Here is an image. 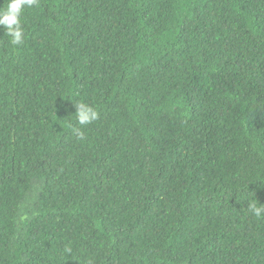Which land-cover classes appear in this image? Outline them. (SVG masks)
I'll use <instances>...</instances> for the list:
<instances>
[{
	"label": "trees",
	"instance_id": "obj_1",
	"mask_svg": "<svg viewBox=\"0 0 264 264\" xmlns=\"http://www.w3.org/2000/svg\"><path fill=\"white\" fill-rule=\"evenodd\" d=\"M22 23L19 47L0 28V264H264V0H40Z\"/></svg>",
	"mask_w": 264,
	"mask_h": 264
},
{
	"label": "clouds",
	"instance_id": "obj_2",
	"mask_svg": "<svg viewBox=\"0 0 264 264\" xmlns=\"http://www.w3.org/2000/svg\"><path fill=\"white\" fill-rule=\"evenodd\" d=\"M40 6V0H4L3 6H0V28H3L5 35L10 38L9 43L12 46H22L25 40V28L22 23V17L26 9H34ZM260 51L254 54L259 58L264 57V47H259ZM76 112V124L86 127L99 119V112L83 102L74 103ZM73 134L77 139H84L81 127H73ZM247 211L256 218H264V205H259L256 200L247 203ZM65 251L71 254V248L67 247Z\"/></svg>",
	"mask_w": 264,
	"mask_h": 264
}]
</instances>
